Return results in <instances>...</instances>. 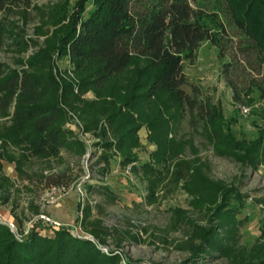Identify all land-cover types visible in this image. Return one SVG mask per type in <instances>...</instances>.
Returning a JSON list of instances; mask_svg holds the SVG:
<instances>
[{
	"label": "rangeland",
	"instance_id": "1",
	"mask_svg": "<svg viewBox=\"0 0 264 264\" xmlns=\"http://www.w3.org/2000/svg\"><path fill=\"white\" fill-rule=\"evenodd\" d=\"M77 1L39 0L21 11H14L7 19L21 31L24 39L30 40L33 54L49 47L64 7L68 5L70 12ZM192 6L207 13L221 11L219 16L225 22V0H196ZM91 8L88 3L85 14ZM228 32L233 39L232 43L223 39L227 47L223 57H219L216 46L205 41L200 44L195 60L185 61L183 68L189 83L198 86L202 98L208 99L220 112L222 120L216 125L234 138L238 144L235 149L220 144L214 146L210 127L192 128L185 118L168 123L173 132L162 136L161 145L166 140L171 147V155L165 158L163 154L167 150H157L150 140L149 127L141 121L134 138L136 146L130 150L131 155L137 157L135 169L122 167L117 138L105 117H98L96 127L91 130H86L80 119L84 103L100 98L92 89L81 92L74 65L64 56L54 62L53 72L60 87L64 82L71 83L72 97L78 100L71 106L64 102L60 106L67 113L66 127L72 132L71 140L80 142L84 152L78 155L73 148L71 151L63 149L50 158L10 148L14 162H1L2 175L9 179L10 185L0 191V224L7 226L19 241L34 228L40 236L52 238L54 229L67 227L73 238L89 241L105 255L117 256L120 264H235L254 261L262 255L264 97L254 89L250 102L245 101L243 95L239 101L233 100L232 91L222 76V64L230 60L242 35L235 29L229 28ZM28 48L17 53L2 47L0 62L12 69L26 68L25 63L32 55L27 54ZM145 65L140 62L130 66L119 85L129 84ZM249 71L245 72L247 78H255L264 88V74ZM184 90L190 89L184 87ZM111 100L112 97L103 93L101 101ZM166 106L163 118L175 113L170 105ZM242 106L248 109L247 115L241 113ZM116 108L122 113H133L121 102ZM8 119L0 118V125H5ZM107 142L111 143L110 147L103 144ZM245 148L250 153L244 155ZM245 156L250 158L243 160ZM144 164L151 165L156 175L144 174L140 168ZM6 165L11 166L10 170ZM189 165L208 180L222 182L233 189L230 195L234 198L198 191L206 197V204L196 207L193 196L182 188L186 179L189 182L187 172L186 179L179 182L177 179V171L180 168L186 171ZM189 186L196 190L202 188L200 183L194 182ZM53 187H63L65 193L52 203L45 198V193ZM219 205L223 213L215 217L212 211ZM230 209L233 214L228 217ZM211 219L214 225H221L219 234L224 238L227 252L192 258L190 247L199 245V240L192 238L193 226L209 228ZM95 227L103 229L98 237L91 232Z\"/></svg>",
	"mask_w": 264,
	"mask_h": 264
},
{
	"label": "trees",
	"instance_id": "2",
	"mask_svg": "<svg viewBox=\"0 0 264 264\" xmlns=\"http://www.w3.org/2000/svg\"><path fill=\"white\" fill-rule=\"evenodd\" d=\"M36 1L39 0H0V48L14 49L17 53L26 51L30 40L24 39L7 18ZM195 1L78 0L70 12L68 5L64 7L49 47L30 55L26 68L12 69L0 62V118H9L5 125H0V191L10 185L9 179L2 175L1 164L4 160L14 162L10 148L50 158L63 149L73 148L78 155L84 152L80 142L71 140L72 132L66 127L67 113L60 106L62 102L71 106L78 100L72 97L71 83L64 82L60 87L53 72L54 62L64 56L74 65L81 92L92 89L100 98L84 103L80 119L86 130H91L96 127L98 117H105L117 138L122 167L135 169L137 157L130 150L136 146L134 138L141 121L149 127L150 140L157 150H167L165 158L171 155V147L166 140L161 145L162 136L173 132L168 123L185 118L192 128L210 127L214 146L235 149L238 144L234 138L216 125L222 120L220 112L202 98L198 86L189 83L183 64L195 60L200 44L205 41L216 46L219 57H223L227 48L223 39L232 43L228 29H235L242 37L230 60L222 64L224 82L234 101L243 95L250 102L254 89L264 97L261 84L255 78L248 79L245 73L250 70L264 74V0H225L224 23L219 16L221 11L196 10L192 6ZM88 3L92 8L85 14ZM140 62L145 67L135 73L129 84L120 86L130 66ZM184 87L190 90L185 91ZM103 93L112 100L101 101ZM118 102L133 113H122L116 108ZM166 104L175 113L163 118ZM103 144L111 146L108 142ZM247 153L250 152L245 148L244 155ZM140 168L146 175H156L149 164ZM177 174L178 182L186 179L182 188L193 196L198 208L206 204V197L198 191L234 198L230 195L233 189L208 180L193 165L186 171L180 168ZM191 182L200 183L201 190L191 188ZM220 206L212 211L215 217L223 213ZM228 213L231 217L232 209ZM211 221L206 229L193 226L192 238L198 239L199 245L190 247L192 258L213 252L226 254L227 245L219 234L221 225ZM69 231L67 227L54 229V236L49 238L40 236L34 228L19 241L7 226L0 224V264H120L117 256L103 254L89 241L73 238ZM102 231L100 227L91 230L95 237ZM254 259L235 264H264V253Z\"/></svg>",
	"mask_w": 264,
	"mask_h": 264
},
{
	"label": "built area",
	"instance_id": "3",
	"mask_svg": "<svg viewBox=\"0 0 264 264\" xmlns=\"http://www.w3.org/2000/svg\"><path fill=\"white\" fill-rule=\"evenodd\" d=\"M33 49L28 48L27 54L30 55L32 54ZM241 113L247 115L248 114V109L244 106L240 107ZM65 193V190L63 187H53L50 191V188L46 191L45 193V198L50 202H56L58 201ZM13 226V225H12Z\"/></svg>",
	"mask_w": 264,
	"mask_h": 264
},
{
	"label": "crops",
	"instance_id": "4",
	"mask_svg": "<svg viewBox=\"0 0 264 264\" xmlns=\"http://www.w3.org/2000/svg\"><path fill=\"white\" fill-rule=\"evenodd\" d=\"M6 166H7V169L10 170V168H9L10 165H6ZM10 167H11V166H10ZM3 169H4V162H3Z\"/></svg>",
	"mask_w": 264,
	"mask_h": 264
}]
</instances>
